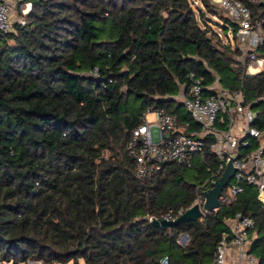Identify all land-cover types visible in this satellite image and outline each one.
<instances>
[{"label": "trees", "instance_id": "obj_1", "mask_svg": "<svg viewBox=\"0 0 264 264\" xmlns=\"http://www.w3.org/2000/svg\"><path fill=\"white\" fill-rule=\"evenodd\" d=\"M239 1L264 35L263 0ZM20 3L29 11L0 32V264H159L164 256L210 264L236 211L255 220L250 251L264 264V205L253 185L201 220L155 226L148 217L193 204L219 161L208 153L138 179L127 151L148 106L186 118L155 96L175 94L191 72L241 89L264 137V68L247 74L237 22L219 36L204 17L226 28V10L211 0ZM255 53L264 58V43Z\"/></svg>", "mask_w": 264, "mask_h": 264}, {"label": "built area", "instance_id": "obj_2", "mask_svg": "<svg viewBox=\"0 0 264 264\" xmlns=\"http://www.w3.org/2000/svg\"><path fill=\"white\" fill-rule=\"evenodd\" d=\"M20 1L0 0L1 33L13 30L15 21L12 16L18 10ZM211 1L224 8L229 17L238 23L235 33L237 42L250 53L247 72L251 65L257 69L251 75L260 72L264 68V58L255 53L256 48L264 43L260 21L253 20L249 7L239 0ZM93 74H97V69ZM187 81H177L178 90L175 94L156 98L172 100L174 104L183 103L191 119H181L164 106L151 105L142 112V123L133 130L127 144L128 154L135 164L134 176L138 179L149 178L173 162L189 165L193 158L204 161L208 153H212L219 161L218 166L210 178L196 186L192 204L201 207L204 202L203 192L221 176L229 156H232L235 172L219 196L220 206L234 202L243 193L244 184L254 186L255 199L264 205V137L263 132L252 125L256 117L252 104L245 102L241 89L224 88L217 77L207 84L202 77L191 72L187 74ZM186 209L179 208L175 215L170 210L160 218L150 216L148 220H173ZM225 223L227 231L218 240L210 264H260L259 259L250 251V245L256 237L255 220L236 211L233 216L225 219ZM188 239L189 236L182 233L176 242L184 247ZM35 264L43 262L35 261ZM159 264H168V258L162 257Z\"/></svg>", "mask_w": 264, "mask_h": 264}, {"label": "water", "instance_id": "obj_3", "mask_svg": "<svg viewBox=\"0 0 264 264\" xmlns=\"http://www.w3.org/2000/svg\"><path fill=\"white\" fill-rule=\"evenodd\" d=\"M248 75L251 73L247 72ZM233 157L229 156V160L226 162V167L221 176L211 183V187L203 192L204 202L200 207L198 204H194L187 208L182 214L177 216L173 220L166 219H153L150 221L152 225L161 226L164 228L172 227L173 225L186 221H195L203 217L207 212L215 210L220 207L219 196L224 187L227 186L231 177L235 172V167L232 164Z\"/></svg>", "mask_w": 264, "mask_h": 264}, {"label": "rangeland", "instance_id": "obj_4", "mask_svg": "<svg viewBox=\"0 0 264 264\" xmlns=\"http://www.w3.org/2000/svg\"><path fill=\"white\" fill-rule=\"evenodd\" d=\"M211 2H213V1H211ZM214 4H217V3H214ZM27 5H28L27 3H19L18 10L15 12L14 15L12 14L13 15L12 16L13 22L15 20L19 19V14H21V13L23 14V12L27 13L29 11L30 7H29V9H27L26 8ZM29 6H30V4H29ZM220 13L225 14V16H227L226 11H222L221 10ZM204 17L205 18H211V19H207V22L210 23L211 27L213 26L212 28L216 32L221 33L223 36H224L225 33H228L229 35L232 33V25L230 24V22H232L234 19H232L231 17H229V20L227 21L226 28H224V27L221 26V24L224 23V22L220 20L219 16H217V18H215L214 16H210L209 14L205 13L204 14ZM210 20H212V21H210ZM216 21H217V24H216ZM177 106H178V109L177 110L180 113V115H184L187 119H191V116L188 113V111L186 109V106L183 103L182 104L181 103H178ZM35 261L36 260L28 259L26 262L20 263V264H28L29 262L31 264H35ZM5 264H11V263H8L7 262ZM66 264H72V261H70V262H68ZM77 264H84V262H83V260H79Z\"/></svg>", "mask_w": 264, "mask_h": 264}, {"label": "bare ground", "instance_id": "obj_5", "mask_svg": "<svg viewBox=\"0 0 264 264\" xmlns=\"http://www.w3.org/2000/svg\"><path fill=\"white\" fill-rule=\"evenodd\" d=\"M28 5L26 6L27 9H29V3H27ZM257 71L256 67L254 65H251L250 68H249V72L250 73H255ZM234 175V174H233ZM233 177V176H232ZM231 177V178H232ZM211 186V184H210ZM203 195V194H202ZM204 197V196H203Z\"/></svg>", "mask_w": 264, "mask_h": 264}, {"label": "crops", "instance_id": "obj_6", "mask_svg": "<svg viewBox=\"0 0 264 264\" xmlns=\"http://www.w3.org/2000/svg\"><path fill=\"white\" fill-rule=\"evenodd\" d=\"M30 7V6H29Z\"/></svg>", "mask_w": 264, "mask_h": 264}]
</instances>
